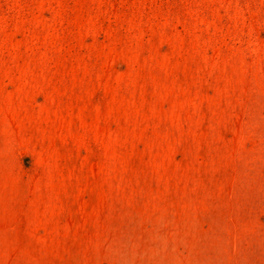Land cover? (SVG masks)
I'll return each instance as SVG.
<instances>
[{
	"label": "rangeland",
	"instance_id": "374dc122",
	"mask_svg": "<svg viewBox=\"0 0 264 264\" xmlns=\"http://www.w3.org/2000/svg\"><path fill=\"white\" fill-rule=\"evenodd\" d=\"M0 264H264V0H0Z\"/></svg>",
	"mask_w": 264,
	"mask_h": 264
}]
</instances>
